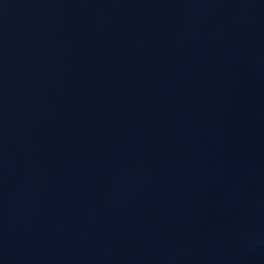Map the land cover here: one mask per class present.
Here are the masks:
<instances>
[{
    "label": "water",
    "instance_id": "1",
    "mask_svg": "<svg viewBox=\"0 0 264 264\" xmlns=\"http://www.w3.org/2000/svg\"><path fill=\"white\" fill-rule=\"evenodd\" d=\"M0 264H264V0H0Z\"/></svg>",
    "mask_w": 264,
    "mask_h": 264
}]
</instances>
